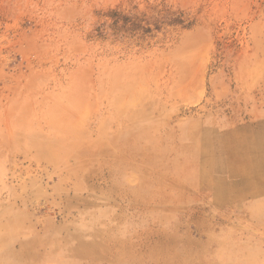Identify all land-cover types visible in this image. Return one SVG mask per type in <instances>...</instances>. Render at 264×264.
<instances>
[{"label": "rangeland", "instance_id": "1", "mask_svg": "<svg viewBox=\"0 0 264 264\" xmlns=\"http://www.w3.org/2000/svg\"><path fill=\"white\" fill-rule=\"evenodd\" d=\"M253 159L264 0H0V264H264Z\"/></svg>", "mask_w": 264, "mask_h": 264}, {"label": "bare ground", "instance_id": "2", "mask_svg": "<svg viewBox=\"0 0 264 264\" xmlns=\"http://www.w3.org/2000/svg\"><path fill=\"white\" fill-rule=\"evenodd\" d=\"M260 133V132H259ZM253 136H255V135H253ZM257 136V135H256ZM252 139V138H251ZM225 142H227V141H225ZM252 143V142H251ZM254 143V142H253ZM258 144V143H257ZM256 144V145H257ZM260 144V143H259ZM253 145V144H252ZM258 146V145H257ZM253 148V147H252ZM257 149H258V147H257ZM254 151V150H253ZM259 152V151H258ZM231 154H233V153H231ZM252 154V153H251ZM236 156V155H235ZM252 157L253 156H255L256 158H260V156H259V154L258 153H254L253 152V154L251 155ZM238 156H236V158H237ZM239 158V157H238ZM254 158V157H253ZM254 160V159H253ZM232 161H234V160H232ZM250 165V164H249ZM250 168V174L249 175H254L255 177H257V179L259 180V182L261 183V184H263V182H264V160H258V161H253V163L251 164V166H249ZM229 168V167H228ZM228 168H227V170H228ZM247 168V167H246ZM230 170H232V169H230ZM248 171V170H247ZM229 172V171H228ZM232 173H233V175L234 176H236V175H238V176H240V179H242V183H240V182H238V183H236L235 185H234V187H233V189H234V193L233 192H230L228 189H220V192L222 193L223 191L224 192H226V193H230V195H233L232 197H236V196H239L240 194H241V191L239 190V189H237V188H240L241 190H242V194H243V191L245 192V191H251V194H252V192L253 191H255V188L257 189V191H258V189L260 188V183L259 184H255V183H249V182H247V181H245V178H244V176H243V174H241V173H243L244 171H243V169H241V170H239V169H234L233 171H231ZM230 172V173H231ZM230 173H229V175H230ZM246 175V174H245ZM247 175H248V173H247ZM232 176V175H231ZM237 177V176H236ZM236 188V189H235ZM232 189V190H233ZM247 194H248V192H247ZM239 200V199H238ZM3 241H4V239H3ZM4 243V242H3Z\"/></svg>", "mask_w": 264, "mask_h": 264}]
</instances>
